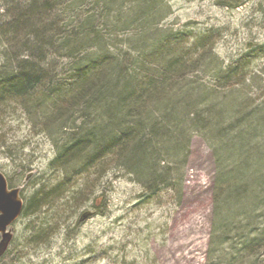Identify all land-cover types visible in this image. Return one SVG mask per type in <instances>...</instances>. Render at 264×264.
I'll return each mask as SVG.
<instances>
[{"label": "trees", "instance_id": "obj_1", "mask_svg": "<svg viewBox=\"0 0 264 264\" xmlns=\"http://www.w3.org/2000/svg\"><path fill=\"white\" fill-rule=\"evenodd\" d=\"M164 6V0L15 5L0 21V38L14 49L0 73V104L24 101L39 91L55 107L52 114L62 109L59 122L62 114L91 118L50 165L80 163L98 176L116 166L145 191L180 187L178 168L186 161L188 137L200 134L219 168L213 199L216 217H223L221 235L227 236V216L233 221L250 214L248 208L230 213L234 206L251 207L256 191L264 194V173L255 178L247 165L252 153L263 158L264 172V145L250 146L260 139L264 143V115L250 113L259 109L249 99L250 62L220 64L208 34L191 42L187 33L158 30ZM50 55L66 60L63 76L47 68ZM241 158L245 162L238 163ZM45 194L37 192L32 203L43 201ZM262 233L247 242L264 240ZM241 239L249 248L245 236Z\"/></svg>", "mask_w": 264, "mask_h": 264}, {"label": "rangeland", "instance_id": "obj_2", "mask_svg": "<svg viewBox=\"0 0 264 264\" xmlns=\"http://www.w3.org/2000/svg\"><path fill=\"white\" fill-rule=\"evenodd\" d=\"M29 1L35 2L0 0V21L7 20V10ZM164 1L158 30L187 33L191 42L208 34L224 66L249 59V99L259 107L250 113L264 115V0H245L238 8L232 5L240 0ZM13 50L0 38V73ZM65 65L58 56L47 57L55 76H63ZM51 108L39 91L24 101L0 104V173L9 188L20 190L23 211L28 207L8 228L12 238L0 264H264V240L247 242L263 234L264 194L256 191L251 207L235 205L230 213L248 208L250 214L233 221L227 216L228 235H221L223 217H216L213 199L219 168L200 134L188 137L186 161L178 168L180 187L145 191L116 166L102 176L95 169L85 172L80 163L52 167L91 118L62 114L59 122L62 109L52 114ZM263 145L262 139L250 144ZM250 155L249 171L259 178L263 158ZM242 158L238 163L245 162ZM43 191V201L34 205V195ZM244 236L249 248L240 242Z\"/></svg>", "mask_w": 264, "mask_h": 264}, {"label": "water", "instance_id": "obj_3", "mask_svg": "<svg viewBox=\"0 0 264 264\" xmlns=\"http://www.w3.org/2000/svg\"><path fill=\"white\" fill-rule=\"evenodd\" d=\"M23 210V201L19 189H8L6 179L0 173V255L3 254L10 241L8 227L16 221Z\"/></svg>", "mask_w": 264, "mask_h": 264}, {"label": "bare ground", "instance_id": "obj_4", "mask_svg": "<svg viewBox=\"0 0 264 264\" xmlns=\"http://www.w3.org/2000/svg\"><path fill=\"white\" fill-rule=\"evenodd\" d=\"M21 214H22V213H21ZM21 214H20V215H21ZM20 215H19V217H20ZM19 217H18V218H19ZM18 218H17V219H18ZM17 219H16V220H17Z\"/></svg>", "mask_w": 264, "mask_h": 264}]
</instances>
